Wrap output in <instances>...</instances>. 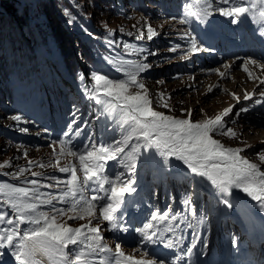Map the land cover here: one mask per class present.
Returning <instances> with one entry per match:
<instances>
[{"label":"snow or ice","instance_id":"snow-or-ice-1","mask_svg":"<svg viewBox=\"0 0 264 264\" xmlns=\"http://www.w3.org/2000/svg\"><path fill=\"white\" fill-rule=\"evenodd\" d=\"M261 2L264 3V0ZM248 13L249 7L243 2L209 0L205 10L194 21H190L187 15L170 19L178 20L180 25L186 26L180 39L188 46L187 52L191 54L212 50L203 45L195 28L191 27L192 24L200 28L207 27L214 16L218 15L229 20L231 25L239 26L242 17H246ZM66 14H68L67 10ZM260 15L264 17V11H261ZM75 19V17L70 18L69 25ZM147 34L149 41L158 35L150 25L147 26ZM143 37L144 33L141 31L136 36V40H141ZM255 37L264 41V23L257 25ZM237 39L241 37L238 36ZM120 43L121 41L116 40L109 41L110 45L119 46ZM124 47L128 48L130 45L124 43ZM180 47L181 45L175 44L170 46L169 50L175 53ZM143 51L145 60L149 55L158 54L155 51L148 52L147 49ZM183 59H188V56L185 55ZM126 63L129 66L126 78L113 79L93 71L88 77L94 82L90 85L91 91L88 87L83 89L87 98H94L97 103H103L106 106L104 110L111 113L118 121L121 137L108 145L97 146L95 143H90L85 144L83 150L68 148L67 142L72 137H79L89 124L87 120L83 123L79 122V109L74 105L61 138L52 142L53 144L58 142L64 146L61 149V155L78 157L79 170L83 173L82 179L77 174V168L69 166L59 168L61 173H70L68 179L49 177L56 181V187L64 185L58 194L0 184V194L8 197L6 203L14 210V214L8 216L3 204H0V225H3L0 227V259L3 258V251L7 249L14 257L16 264H41L40 257L47 258L52 264H97L95 257L98 253L111 251L102 235L101 225L107 222L109 230L119 229L122 233L130 231L124 214L119 216L117 214L121 212L122 207L126 206V198L131 201L133 194L137 193L134 174L137 171V157L142 151L149 158L157 155L161 158L156 161V164L161 168L162 174L167 175L171 170L182 169L183 178L191 181L193 186L208 182L219 194L218 203L225 210H231L234 207L231 197L234 194L233 190H238L239 193L254 201L258 210L264 213V171H261L256 163L240 155L242 149L226 147L219 139L214 138L217 133L236 135L231 128L225 129L222 123L223 117H228L231 109H226L215 118L198 122L191 119L190 110L189 118L183 119L154 110L150 106L151 101L145 84L138 79L142 73L151 68V65L143 62L135 64L132 61ZM250 65L259 68H264V65L254 59L243 61V71L248 74L249 79L259 80V83L264 85V79L255 76L249 69ZM220 75L224 77L225 73ZM79 79L83 82L84 75L80 74ZM160 95L163 96V94ZM261 95L264 96V93ZM250 98L251 94L244 96L245 100ZM236 99L239 98L236 97ZM161 106L168 107L166 103H162ZM246 110L241 109V112ZM11 119L20 123L23 117L17 114ZM20 131L27 132L28 129L21 128ZM44 131L48 133L47 129ZM88 139L92 141L91 134ZM129 147L130 151L126 152ZM259 158L264 161V155ZM108 161H116V167H122L124 171H116L115 175L110 177L107 174ZM32 166V162H29L28 167ZM21 171L24 170L21 169ZM32 175L40 174L33 172ZM27 183L37 185L38 181L33 179ZM45 187H52V185H45ZM86 191H92L93 195L86 198ZM196 191L198 189L195 187L190 189L189 197L195 195ZM54 200L67 204L69 207H56ZM182 204L187 208L188 214L197 215L196 204L191 198L184 199ZM45 205L50 206L48 210H40L41 206ZM97 208L99 215H97ZM70 212L73 214L69 215ZM65 216L67 220H86L87 222L79 227H72L67 220L62 219ZM207 219L208 213L201 206L199 221L203 223ZM170 220H177V215L172 213L170 208L163 213L153 211L142 226L131 231L138 234V242L142 247L161 245L173 251L174 255L168 258L135 259L131 255H125L118 241L115 244L114 264H193L192 257L197 244H200L201 252L207 247L204 234L193 229L191 239L185 244V227L191 228V224H186L185 227L177 224L174 230L168 224ZM162 224L165 225L163 229L160 227ZM21 225H27V227L22 228ZM164 232H171L172 238L166 239ZM236 242V237L232 236L231 243ZM69 246H73L71 252L66 251ZM99 264H110V262L101 258Z\"/></svg>","mask_w":264,"mask_h":264},{"label":"rangeland","instance_id":"rangeland-1","mask_svg":"<svg viewBox=\"0 0 264 264\" xmlns=\"http://www.w3.org/2000/svg\"><path fill=\"white\" fill-rule=\"evenodd\" d=\"M9 1L15 4L22 14V2L27 3L32 1L34 3V0ZM39 1L42 3V0ZM59 1L61 4L57 3V6L61 5L65 8L62 9V12L66 14L67 6L64 4L63 0ZM67 1L69 2V5L72 4V6L74 5L78 9H85L88 7V14L91 15L92 18H85V21L88 20L91 23L92 31L101 35L100 37L102 39H100L99 42L101 43L102 48V59L109 60V66L102 64L98 55V57H96L92 62L91 72L95 71L97 73H103L113 79H120L121 77H119L114 70L119 69L121 66H128L126 63L127 61H132L135 64L143 62L151 65V68L147 70L151 71V74L141 75L138 79H141V81L145 84L151 101L150 106L153 107L154 110L161 111L166 115H171L175 118L181 119L189 118L188 112L190 110L192 112L191 119L198 122L204 119L214 118L225 106L234 102L235 99L231 96L229 90H233L236 94H238V96H243L249 93V91L250 94H253L256 90L263 89L264 85L256 86L259 83V80L249 79L248 74L243 71V65H239V63L236 65V67H239V71H234L233 69L232 73H230L231 76L228 74L225 77L226 81L219 76L220 72L224 70L226 64L216 68L219 70L218 72L215 71L216 69H214L212 73L200 71L198 73L199 75L194 77L192 80H184L183 78L180 79L179 76L169 78L168 75L165 74L164 69L160 70L163 66L168 65L167 61L164 60V55L167 54L166 50L168 49V44L164 42L158 44L157 41H162L164 36L169 38L170 34H177L179 30L177 21L168 22L169 20H164V18L161 17L160 14H164V8H158L159 5L162 4L163 0H158L157 2L150 0L151 6L149 7L146 5V0H117L116 15L113 16L109 14H99V8H97L100 6L99 0ZM2 2L3 1L0 0V20L3 19L1 20L0 26L4 29L3 31L5 37L8 38L12 36L10 38L15 39V42L19 43L18 49L14 51L16 53V57L21 60L23 59L25 53L30 54L33 67H40L42 70H45V74L49 75V77L47 76L48 86L46 88L42 86V84H39L33 75L30 79L26 78L23 74L19 75L21 80H23V83L27 84L28 81H31L28 83L29 88L19 87L13 91V96L22 92L28 94L23 106L17 102H13L9 97V94L5 95L4 90H2L3 100L0 102V184L9 185L11 187H25L33 189L36 192L58 194L64 188V185L61 184L59 187H56V181L49 179V177L55 176L61 180L68 179L69 173H61L59 168L73 166L75 165V160L65 155H61L60 148L57 145H51L49 142L44 143V134L38 127V118L43 116L46 111H42L41 114H32L26 118L25 113L27 106L32 107L33 104H37L38 107L40 103L37 101V97L39 99V95L44 93L46 102L41 104L53 113L67 112L69 115L71 113L70 105L73 104V106H77L79 109V122L83 123L85 120L89 121L88 126L85 128L87 133H91L94 131L96 125L101 124L100 128L103 130L102 134L110 143L113 140L120 138L121 133L117 127L114 130L118 132L114 136L111 133L106 134L103 119L99 120L93 118L94 112L91 109L92 105L87 103L86 99L83 100V103L76 100L65 85L64 88L68 92V95L61 94V85L66 83L65 76L61 75V77H57L52 63L56 62L63 72L64 65L60 57L62 56V52L65 53L68 48L64 49L58 45L56 46L55 42L50 41L46 52L43 51L45 48L44 46L36 52L32 51V44L35 39L33 26L30 24V27L26 25L23 29L19 27L17 28V26L12 22L9 13L6 12L2 6ZM89 3L90 5H88ZM160 10H162V12H160ZM67 13L69 19L73 17L72 15H69L68 11ZM4 19H6V21H4ZM92 19L95 20L97 25L92 21ZM39 21H44L43 15L40 16ZM73 24H75L77 28L82 31L80 35H83V31L86 29L78 24L76 19ZM149 25L158 33L159 40L156 38V40L152 41V43L150 41H134V38L139 35L141 31H143L144 37L148 36L147 26ZM133 29H135V32L127 35V33H130ZM173 29H175V31H172ZM180 31H183V29L180 28ZM144 37L142 40H144ZM87 40L86 42L89 46L92 45L95 48V44H97L99 48L97 43V40L99 39H95L90 36V39ZM112 40L121 41V43L119 46L115 44L110 45L109 41ZM166 40L167 39H165V41ZM124 43L130 45V47L125 48ZM69 47L74 50V53H78V47L73 40L69 41ZM143 49H147L148 52L155 51L158 54L155 56L149 55L145 60ZM186 55L190 56L187 52ZM45 56H47V60L44 58ZM193 57L194 56H190L189 59H192ZM89 59L93 60L91 57H89ZM154 68L160 69L152 72V69ZM249 69L250 71H253L254 75L258 69L260 73L264 72V68H252L249 66ZM80 70L83 75L87 71L83 65H81ZM90 73H86L84 75V79H87L86 81L81 82L78 77V79L75 80L76 83L85 85V83L90 81L88 79ZM74 74L78 76L80 75L77 69ZM255 76H258V74ZM215 77H218L216 81H214ZM208 82H214V87L211 88L212 84H208ZM31 83L33 84L30 86ZM34 84L36 85L33 86ZM188 84H190V87ZM218 89L221 91L216 92ZM160 94H163V96L161 97ZM253 97L254 96L251 95V99L249 101L254 102L255 100ZM162 103H166L168 107L161 106ZM237 113H239V115H237ZM17 114H20L23 117V120L20 123H16L11 119L13 115ZM97 121L98 123L95 124ZM223 125L225 129L231 128L236 135L233 136L232 133H228V135H221L217 133L216 135L219 137L221 143L227 147L242 149L243 151L240 152V155L247 158L250 162H257L256 164L258 167L264 170V161H261L259 158L261 155H264V128L254 127L252 122L245 119L244 112H241L240 106H237L234 109L232 117L230 116L227 118ZM21 128H27L28 131L22 132L20 131ZM42 139L43 144L40 143ZM25 153H27V155H25ZM141 157L142 153L137 157V163ZM29 162H32L33 166L31 168L28 167ZM21 169L24 171H21ZM119 171H124V169L120 167ZM33 172L39 173L40 175L33 176ZM33 179L38 181L37 185L27 183V181H31ZM181 180V183L184 181L185 186H187V180L184 178ZM45 185H52V187H45ZM204 185L210 194L216 193L214 189L208 188L207 182H204ZM192 187L194 186L192 185ZM181 190L185 191L183 189ZM217 195L219 194L217 193ZM3 199L7 201L8 197H4L3 194H0V200ZM232 202L242 218L246 221L250 220V225L242 233V238H245V234L252 233L251 219L246 215L243 208L236 203V199H232ZM53 203L56 207H65L64 204H61L58 201L54 200ZM207 204L209 206V203ZM49 207L50 206L47 205L41 206L40 210L47 211ZM4 211L8 214L5 206ZM72 214L73 213L71 212L69 213V215ZM8 216H10V214H8ZM62 219L67 220V217L65 216ZM84 222L87 221L67 220V223L72 227ZM101 226L104 228L108 225L104 222ZM0 227H3V225H0ZM25 227H27V225H24L22 228ZM109 233L110 230L106 234Z\"/></svg>","mask_w":264,"mask_h":264},{"label":"trees","instance_id":"trees-1","mask_svg":"<svg viewBox=\"0 0 264 264\" xmlns=\"http://www.w3.org/2000/svg\"><path fill=\"white\" fill-rule=\"evenodd\" d=\"M2 1V6L4 7L5 11L9 13L12 22L17 26V28L19 27L23 29L26 25L30 27V24L33 26L35 32V39L32 44L33 51L37 50L39 46H44L45 49L48 50V43L50 41L55 42L56 46L58 45L64 49L68 48L65 53L61 51L62 56L68 66V69L71 72H75V70L80 67L75 59L74 51L71 47H69V41L73 39V41L80 47L82 51L84 62L86 64L85 66L89 68V57H94V51L92 47L87 44L86 39L83 36H79L77 34L82 31L79 30L75 24L72 23L70 25V27L74 30L72 34H69V32L66 30L62 19L57 15V13H60L67 23L69 18L68 14L62 12V9L65 8H63L61 5L57 6V3H60L59 0H42V3L39 0H34V3L32 1L27 3L22 2L23 14L20 12L19 8L9 0ZM63 1L67 6L69 15L75 17L78 21V24H80L84 29H87L84 21L81 19V16L78 13V10H81V13H83L87 18H92V16L88 14V7L85 9H78L74 5L72 6V4L69 5L67 0ZM99 1L100 6L97 8H99L100 15H116L115 12L117 9V0ZM88 5H90V3ZM41 15L44 16V21H39ZM4 21H6V19H4ZM92 21L97 25L94 19H92ZM3 30L4 29L0 26V101L3 99V93L1 89L4 90L5 94L12 95L13 90L19 84L24 85L22 82L23 80H21L19 75L23 74L26 78L30 79L33 73V65L30 59V54L25 53L23 59L19 60L15 55L16 53L14 52L18 49L19 43L15 42V39L10 38L12 36L8 38L5 37ZM134 30L135 29L131 30L130 33H127V35L134 33ZM92 34L96 39H99L97 40V43L101 48V43L99 42L100 39H102L100 37L101 35L96 32H92Z\"/></svg>","mask_w":264,"mask_h":264},{"label":"bare ground","instance_id":"bare-ground-1","mask_svg":"<svg viewBox=\"0 0 264 264\" xmlns=\"http://www.w3.org/2000/svg\"><path fill=\"white\" fill-rule=\"evenodd\" d=\"M241 1L244 3L247 2V0H241ZM188 55L197 56V55H201V53H191V54L188 53ZM228 64H229V67H227V68L225 67L223 70V73H225V76L222 77L220 75V77L222 79H225V77L228 74L232 73L233 69L236 67V65H238V62L236 60H231V61H228L226 63V65H228ZM250 66L252 68L256 67L254 65H250ZM256 74H258V76L261 79H264V74L260 73L259 69L255 72V75ZM230 76H231V74H230ZM259 85H261V84L258 83L256 86H259ZM250 99H248V100H250ZM243 101H245V99ZM208 188L213 189L209 183H208ZM233 193L234 194L231 198L236 199V201H237L236 203L239 204L243 208V210L246 212V215L249 216V218L251 219V226H252V230H251V232H252L251 237L252 238H251V240H252V244H264V213H261L258 210V207L256 206V203L254 201H251L250 198H247L244 194L239 193L238 190H233ZM108 231H109V229L106 230L105 233H108Z\"/></svg>","mask_w":264,"mask_h":264}]
</instances>
